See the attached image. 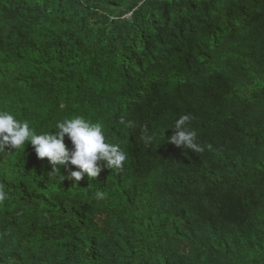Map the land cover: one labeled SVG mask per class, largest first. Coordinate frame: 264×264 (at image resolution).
I'll return each mask as SVG.
<instances>
[{"label": "trees", "instance_id": "16d2710c", "mask_svg": "<svg viewBox=\"0 0 264 264\" xmlns=\"http://www.w3.org/2000/svg\"><path fill=\"white\" fill-rule=\"evenodd\" d=\"M0 110L127 156L61 182L0 154V264H264V0H0ZM183 114L199 153L168 142Z\"/></svg>", "mask_w": 264, "mask_h": 264}, {"label": "clouds", "instance_id": "9594fccd", "mask_svg": "<svg viewBox=\"0 0 264 264\" xmlns=\"http://www.w3.org/2000/svg\"><path fill=\"white\" fill-rule=\"evenodd\" d=\"M191 119L189 114L181 115L174 123L177 131L168 142L178 148L199 153L203 149L197 143V131L188 127ZM119 123L125 124L123 117ZM127 126L132 127V122L128 121ZM66 136L73 145L72 150L65 144ZM28 143L34 147L38 158H48L53 167L50 175H57L61 182L65 177L79 182L85 174L90 179L96 178L103 170L101 162L108 169H119L127 158L119 145L106 142L100 122L76 116L58 121L52 132L37 134L27 120L16 118L10 111L0 110V154L9 152L8 149L18 150ZM69 164L79 170L71 171L70 176H65L60 169ZM104 195L102 190H97V199H103ZM7 198L8 194L0 187V202Z\"/></svg>", "mask_w": 264, "mask_h": 264}]
</instances>
